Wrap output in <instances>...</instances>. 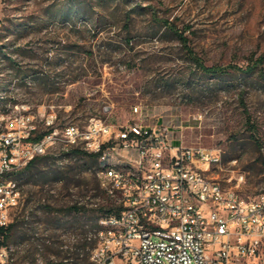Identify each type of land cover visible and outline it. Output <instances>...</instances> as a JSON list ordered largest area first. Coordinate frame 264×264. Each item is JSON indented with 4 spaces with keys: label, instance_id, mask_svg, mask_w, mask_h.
I'll return each mask as SVG.
<instances>
[{
    "label": "rangeland",
    "instance_id": "rangeland-1",
    "mask_svg": "<svg viewBox=\"0 0 264 264\" xmlns=\"http://www.w3.org/2000/svg\"><path fill=\"white\" fill-rule=\"evenodd\" d=\"M187 50L206 67L262 58L264 74V0H0V115L51 107L59 125L90 117L124 125L138 107L142 124L167 128L183 146L219 150L214 176L230 186L242 173L240 193L254 197L264 192V83L256 74L203 76ZM58 149L15 180L24 206L13 264H71L70 246L103 213L65 211L93 199L99 163Z\"/></svg>",
    "mask_w": 264,
    "mask_h": 264
},
{
    "label": "built area",
    "instance_id": "built-area-1",
    "mask_svg": "<svg viewBox=\"0 0 264 264\" xmlns=\"http://www.w3.org/2000/svg\"><path fill=\"white\" fill-rule=\"evenodd\" d=\"M133 110L136 119L124 125L98 117L59 125L51 107L0 115V232L24 206L14 173L58 145L60 152L129 162V172L94 168L99 195L75 202L111 212L106 223L117 224V231L103 223L82 232L88 264H264V192L242 195V173L225 186L214 176L219 150L183 146L167 128L142 124ZM0 264H13L9 245L0 246Z\"/></svg>",
    "mask_w": 264,
    "mask_h": 264
},
{
    "label": "trees",
    "instance_id": "trees-1",
    "mask_svg": "<svg viewBox=\"0 0 264 264\" xmlns=\"http://www.w3.org/2000/svg\"><path fill=\"white\" fill-rule=\"evenodd\" d=\"M160 24L171 34H173L175 36V38L179 41L180 44H182L183 47H185V42L186 39L185 37H183V34L181 32H179L177 29H175L174 26H172L170 23H168V21L166 20H162L159 21ZM186 53L189 55V58L191 60V62L193 63V65L200 71V73L203 76H207V77H215L218 80L221 81H225V79L229 76V74L231 72L233 73H237L238 75H241L242 77H249L252 76L254 74L257 75V77L264 83V74L262 72L261 65H262V58L256 59L253 62L247 64L244 68H240V67H235V66H227V67H221V66H210V67H206L204 66L202 63H200L196 58H194L190 51L187 50ZM249 121V119H247V122ZM71 154H73L74 156L77 157H85L87 158V161H89L90 163H94L96 162L97 158L96 155H85L84 153L81 152H77V151H71ZM48 159H52L50 156H43L40 158H37L33 161H31L22 171L17 172L14 175V180H17L19 182V178L20 176L25 172V171H31L34 168H39L41 167V163L48 160ZM262 164L264 165V160H261ZM36 169V170H37ZM93 194L99 195V191L97 188V184L95 181V186L93 189ZM93 196V195H92ZM42 208H44L47 211H50V207L48 205H43ZM68 213L70 212H79V211H86V208L83 206H78L75 203L69 205L68 207H66V210ZM94 212L96 213H101L103 212L102 209H97L94 210ZM23 225V220H18L17 217L14 219V221L4 230H2L0 232V246H6L9 245L10 242H13L15 240V237L17 236V233L19 232L18 228H20V226ZM86 247V243L85 242H81L76 249H74V251L76 252V257L75 259H73L74 261H72L71 264H81V262H83V264H88L87 261V256L82 260L79 258L80 255V251H84ZM68 258V257H65Z\"/></svg>",
    "mask_w": 264,
    "mask_h": 264
},
{
    "label": "bare ground",
    "instance_id": "bare-ground-1",
    "mask_svg": "<svg viewBox=\"0 0 264 264\" xmlns=\"http://www.w3.org/2000/svg\"><path fill=\"white\" fill-rule=\"evenodd\" d=\"M1 96V95H0ZM109 157L97 158L98 164V171H105L108 168L111 170H120L122 172H129V162L128 160L121 159V160H114L113 162H108ZM220 164V155H216L214 158V165ZM23 170V169H22ZM20 170V171H22ZM18 171V172H20ZM17 172L14 173V175ZM14 189H19V186L16 184L14 180ZM111 220V212H103L100 217L98 218L93 231L99 230V225L106 223V221ZM106 230L108 231H117V224L115 223H106Z\"/></svg>",
    "mask_w": 264,
    "mask_h": 264
}]
</instances>
